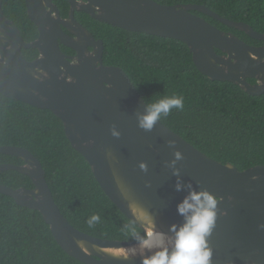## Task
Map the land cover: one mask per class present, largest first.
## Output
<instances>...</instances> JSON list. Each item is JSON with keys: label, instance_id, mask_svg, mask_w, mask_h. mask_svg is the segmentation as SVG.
<instances>
[{"label": "water", "instance_id": "95a60500", "mask_svg": "<svg viewBox=\"0 0 264 264\" xmlns=\"http://www.w3.org/2000/svg\"><path fill=\"white\" fill-rule=\"evenodd\" d=\"M2 2L0 94L53 112L111 202L145 233L148 229L163 233L169 252L175 241L173 226L178 229L185 222L177 205L190 190H206L217 198L215 221L206 236L209 264H264V164L239 170L201 152L159 119L150 130L141 127L138 117L148 105L120 66L103 63L102 40L74 18V11L128 31L179 40L207 78L232 82L252 96L264 93V45H250L193 11L255 40L264 41V33L196 3L68 0V17L61 18L51 0H24L38 30L34 40L25 41L18 26L5 16ZM59 42L75 55L64 54ZM24 48H35L39 55L27 60ZM0 153L23 161L0 163V171L15 170L33 185L11 188L0 183V193L37 210L68 255L85 264H143L145 257L159 251L143 249L127 256L111 251L140 241L99 238L77 229L57 206L36 156L13 145H1Z\"/></svg>", "mask_w": 264, "mask_h": 264}, {"label": "trees", "instance_id": "16d2710c", "mask_svg": "<svg viewBox=\"0 0 264 264\" xmlns=\"http://www.w3.org/2000/svg\"><path fill=\"white\" fill-rule=\"evenodd\" d=\"M61 17L68 0H52ZM162 4H203L230 20L242 21L264 33V0H156ZM2 9L19 28L25 41L38 35L27 15L24 0H3ZM219 29L248 44H259L243 31L193 11ZM74 16L103 42L104 64L120 66L147 105L164 97L183 96L182 109H172L159 119L195 148L239 170L264 164V93L252 96L238 85L210 80L192 60L183 42L142 32L128 31L75 11ZM65 53L74 51L60 45ZM219 52V51H217ZM32 60L35 48L22 49ZM21 146L36 156L45 169L53 198L71 225L90 235L140 241L145 231L111 202L94 177L86 159L70 144L62 121L50 110L0 94V146ZM13 155L0 153V163L21 164ZM0 183L11 188L32 187L30 179L15 170L0 171ZM100 220L92 227V215ZM135 228L136 236L131 235ZM0 264H85L68 255L55 241L49 225L37 210L18 205L0 193Z\"/></svg>", "mask_w": 264, "mask_h": 264}, {"label": "clouds", "instance_id": "9594fccd", "mask_svg": "<svg viewBox=\"0 0 264 264\" xmlns=\"http://www.w3.org/2000/svg\"><path fill=\"white\" fill-rule=\"evenodd\" d=\"M184 106L183 96L174 95L164 97L147 107L145 114L138 117L139 124L144 129L150 130L161 116H167L172 109H182ZM118 134V133H114ZM177 160L181 159V153H175ZM175 164V160L171 162ZM144 167V165H141ZM178 172V169H174ZM177 190L182 185L177 183ZM217 198L206 190H190L188 195L177 205L178 212L185 217V222L178 229L173 226L175 241L172 251L164 245V234L153 229L146 231L145 237L140 240L141 249L158 248L150 257L143 259V264H209L210 249L207 247L206 236L210 233L215 221ZM135 211V210H134ZM147 218V214H144ZM100 220L96 214L87 221L92 227ZM151 223V220H148ZM131 235L136 236L135 228ZM111 251L127 256L128 253L135 254V248L111 249Z\"/></svg>", "mask_w": 264, "mask_h": 264}, {"label": "flooded vegetation", "instance_id": "af4514ba", "mask_svg": "<svg viewBox=\"0 0 264 264\" xmlns=\"http://www.w3.org/2000/svg\"><path fill=\"white\" fill-rule=\"evenodd\" d=\"M52 1V0H51ZM53 2V1H52ZM69 8H70V5H69ZM76 11H78V10H76ZM75 12V11H74ZM68 14H69V10H68ZM60 15V14H59ZM90 15V14H89ZM61 17V16H60ZM68 17V15L66 16V17H61V18H67ZM74 18H75V16H74ZM76 19V18H75ZM79 22V21H78ZM80 23V22H79ZM62 29H63V31L64 32H66V33H69L68 31H67V29L65 28V27H62ZM96 39H99V38H96ZM60 45H64V44H62V43H60L59 42V47H60ZM250 45H254V46H262V45H264V41H263V43H259V44H250ZM64 46H66V45H64ZM68 47V46H67ZM70 48V47H69ZM60 49H61V47H60ZM72 49V48H71ZM89 49H91V47H89ZM73 50V49H72ZM62 51V50H61ZM74 51V50H73ZM63 52V51H62ZM64 54H66L67 56H73V55H75V51L73 52V53H65V52H63ZM38 55H39V53H38ZM37 55V56H38ZM36 56V57H37ZM35 57V58H36ZM34 59V58H33ZM250 83H255L256 82V79H254V78H248L247 79ZM23 163V162H22ZM21 163V164H22ZM33 187V186H32ZM32 187H29V188H32Z\"/></svg>", "mask_w": 264, "mask_h": 264}, {"label": "bare ground", "instance_id": "6f19581e", "mask_svg": "<svg viewBox=\"0 0 264 264\" xmlns=\"http://www.w3.org/2000/svg\"><path fill=\"white\" fill-rule=\"evenodd\" d=\"M160 233V232H159ZM166 243H167V239H166V237H165V235H164V245H166ZM131 248H135V252H137V251H142V249H141V247H140V244L139 245H137V246H134V247H130V248H128V249H131ZM145 249H147V248H145ZM153 249V248H152ZM131 253V252H130Z\"/></svg>", "mask_w": 264, "mask_h": 264}]
</instances>
